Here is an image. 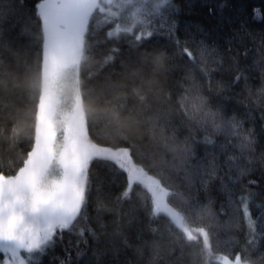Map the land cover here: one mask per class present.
I'll return each mask as SVG.
<instances>
[{
  "label": "trees",
  "instance_id": "16d2710c",
  "mask_svg": "<svg viewBox=\"0 0 264 264\" xmlns=\"http://www.w3.org/2000/svg\"><path fill=\"white\" fill-rule=\"evenodd\" d=\"M34 3L35 0H24L23 7L14 11L19 0H0V8L8 13L0 17V169L9 172L29 160L38 137L45 55L40 24L35 17H28V9ZM174 3L179 7L181 41L189 33L199 40L200 29H203L209 49L216 50L203 62H186L187 56L184 61H173L172 53L159 47L145 45L129 50L122 39H109L107 33L113 30L117 16L122 28L131 26V9H124L120 0L111 3L101 0L90 18L88 32L76 36L70 47L74 46L78 57L82 55L77 67L85 124L82 143L77 146L130 147L138 163L169 184L171 204L191 218L194 213L191 201L195 204L198 200L201 205L208 201L203 191L192 188L182 173L175 172L174 166L191 162L186 152L188 148L203 156L205 132H212L217 125L221 126L219 130H226V116L235 114L237 119H242L243 127L253 130L256 144L250 164L248 158L243 157L229 162L228 157L240 155L238 147L230 145L219 157V175L224 176L229 166L233 172L238 165L247 166L252 170L244 183L252 192L264 194V165L260 162L264 153V119L261 118L264 104L259 107L255 103L258 89L264 83L261 72L264 14L254 17L251 13L253 7H264V0H174ZM152 40L168 44L163 35L153 36ZM221 61L227 70H217ZM205 66L213 79L211 89L206 85ZM220 80L229 86L218 93ZM245 80L251 87V95L245 89ZM240 100L249 107L238 103ZM221 106L224 111L220 110ZM214 138L217 142L226 139L223 135ZM91 172L94 181L102 182L99 190L94 183L93 199L106 205L108 211L102 218L111 230L116 227L114 213L132 209L131 204L121 202L125 177L110 162H94ZM224 178L227 181V176ZM219 183L217 180L212 185L211 196L215 203L209 205L216 213V228L226 239L243 238L246 223L240 220V228L235 226ZM136 191L150 195L142 187ZM242 191L237 188L236 196ZM261 203L264 196L257 195L251 203L254 216ZM135 206L137 213L147 219L139 201ZM89 211L95 226L96 209L90 205ZM154 226L158 231L140 242L135 240V229L129 230L131 247L119 245L120 250L115 255L107 248L103 256L105 264H205L202 236L188 240L164 220H157ZM193 227H206V223L195 222ZM68 238L66 233L65 239ZM211 244L213 255L208 257V264H222L219 258L225 254V248L217 246L215 238ZM89 245L90 256L91 240ZM70 254L75 257L76 248H72ZM54 255L58 257L54 264H59V258L65 256L62 247L57 246ZM47 260L48 257L45 264Z\"/></svg>",
  "mask_w": 264,
  "mask_h": 264
},
{
  "label": "snow or ice",
  "instance_id": "6c2138e0",
  "mask_svg": "<svg viewBox=\"0 0 264 264\" xmlns=\"http://www.w3.org/2000/svg\"><path fill=\"white\" fill-rule=\"evenodd\" d=\"M106 2L111 3L112 0ZM23 3L24 0H19V6L16 4L14 11H19ZM120 3L124 9H131V26L122 28L117 16V23L107 35L109 39H122L127 49L151 45L172 53L173 61H184L187 56L186 62L190 63L203 62L204 58L216 51L209 49L206 44L207 33L203 29H200L199 40L195 34L189 33L181 41L178 36L179 7L174 0H120ZM100 5L101 0H35L28 9V17H35L40 24L45 58L56 56L63 37L87 33L90 18ZM251 13L254 17L264 14V7H253ZM7 14L0 8V17ZM185 30L187 32L188 28ZM160 35L167 37V45L152 40L153 36ZM172 48L178 51H171ZM217 70H227L222 61ZM261 72L264 74V67H261ZM204 75L206 85L211 89L213 79L206 66ZM228 86L220 80L217 92H222ZM245 89L251 95L247 80ZM258 94L255 103L260 107L264 104V83L258 89ZM238 103L249 107L244 101ZM220 110L224 111L222 106ZM261 118L264 119V110ZM226 121V130H219L221 126L217 125L212 132H205L202 140L205 145L203 156H198L188 148L186 152L191 162L174 166L175 172L182 173L192 188L203 191L208 201L205 205H201L198 200L195 204L191 201L194 209L191 218L171 204L169 184L150 174L142 163H138L128 146L85 148L73 163L62 164L57 173L43 167L38 160L25 161L10 172L0 169V264H45L46 257L47 264H54L58 259L54 255L57 246L62 247L65 253L64 258H59V264H105L104 250L110 247L115 255L120 250L119 245L131 247L129 230L132 229H135L137 242L145 241L158 231L154 226L157 220L168 222L188 240L202 236L203 248L208 257L213 255L211 240L215 238L216 245L226 250L221 257L222 264H264V203L258 205L259 211L255 216L251 210V203L256 196L264 194L252 192L248 184L244 183L252 169L238 165L233 172L229 166L224 174L227 181L219 175V157L230 145L238 147L240 155L228 157L229 162L242 157L248 158L249 164L252 162L251 153L255 151L256 144L254 132L244 128L243 120L237 119L235 114L226 116ZM217 135L225 136V141L217 142L214 138ZM97 161L110 162L118 167L120 174L125 177L124 199L121 202L132 205L130 211L114 213L117 218L113 224L116 227L111 230L102 218V214L108 211L106 205L93 199L94 183L97 190L102 187V182L94 181L91 172V165ZM260 162L264 165V153H261ZM168 179L171 182V177ZM217 180L235 226L240 228V220L246 223L247 231L243 238L232 236L226 239L216 228V213L209 205L215 203L211 188ZM141 187L150 195H141L136 191ZM237 188L243 190L239 197L236 196ZM117 199L121 200V197ZM136 201L144 209L147 219L137 213ZM90 205L97 212L95 226L91 223L93 217L89 211ZM195 222L206 223V227L194 228ZM66 233L69 235L67 240ZM89 240L92 241L90 256ZM72 248H76L75 257L70 254Z\"/></svg>",
  "mask_w": 264,
  "mask_h": 264
},
{
  "label": "rangeland",
  "instance_id": "374dc122",
  "mask_svg": "<svg viewBox=\"0 0 264 264\" xmlns=\"http://www.w3.org/2000/svg\"><path fill=\"white\" fill-rule=\"evenodd\" d=\"M76 36L73 33L63 37L56 56L45 58L38 137L29 160H38L53 173H57L62 164L73 163L85 149L77 146L82 143L85 124L80 106L77 67L82 55L78 57L74 54V46L70 47L74 45ZM219 262L222 263L221 258Z\"/></svg>",
  "mask_w": 264,
  "mask_h": 264
},
{
  "label": "clouds",
  "instance_id": "9594fccd",
  "mask_svg": "<svg viewBox=\"0 0 264 264\" xmlns=\"http://www.w3.org/2000/svg\"><path fill=\"white\" fill-rule=\"evenodd\" d=\"M207 260H208V256H207V254H205V264H206Z\"/></svg>",
  "mask_w": 264,
  "mask_h": 264
}]
</instances>
